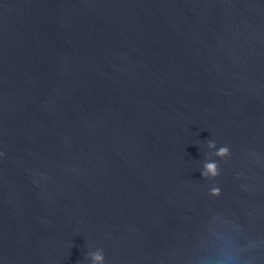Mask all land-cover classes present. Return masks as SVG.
I'll use <instances>...</instances> for the list:
<instances>
[{
  "label": "water",
  "instance_id": "1",
  "mask_svg": "<svg viewBox=\"0 0 264 264\" xmlns=\"http://www.w3.org/2000/svg\"><path fill=\"white\" fill-rule=\"evenodd\" d=\"M224 256L264 264V0H0V264Z\"/></svg>",
  "mask_w": 264,
  "mask_h": 264
},
{
  "label": "clouds",
  "instance_id": "2",
  "mask_svg": "<svg viewBox=\"0 0 264 264\" xmlns=\"http://www.w3.org/2000/svg\"><path fill=\"white\" fill-rule=\"evenodd\" d=\"M214 146V145H212ZM217 155L220 157H225L227 155H229V149L226 147H222L220 148V150L217 152ZM205 169L206 171L204 173H202V175H204L206 178L210 175L212 177H216L218 176V170H217V165L215 163H207L205 165ZM211 195L214 196H219L220 195V190L218 188H214L211 190ZM94 260H96L97 262H102L103 261V256L101 255H96L93 257ZM223 261L227 262V264H231L232 260L234 259L233 257L230 256H224L221 258Z\"/></svg>",
  "mask_w": 264,
  "mask_h": 264
}]
</instances>
